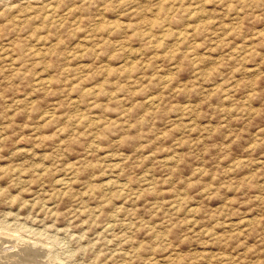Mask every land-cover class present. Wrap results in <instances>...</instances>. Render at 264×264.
<instances>
[{
    "label": "rangeland",
    "instance_id": "374dc122",
    "mask_svg": "<svg viewBox=\"0 0 264 264\" xmlns=\"http://www.w3.org/2000/svg\"><path fill=\"white\" fill-rule=\"evenodd\" d=\"M0 234V264H264V0H0Z\"/></svg>",
    "mask_w": 264,
    "mask_h": 264
},
{
    "label": "bare ground",
    "instance_id": "6f19581e",
    "mask_svg": "<svg viewBox=\"0 0 264 264\" xmlns=\"http://www.w3.org/2000/svg\"><path fill=\"white\" fill-rule=\"evenodd\" d=\"M121 186V188H122V185H120ZM124 186V185H123ZM111 227V226H110ZM108 228V227H107ZM1 235V234H0ZM6 237H7V235H6ZM14 237V236H13ZM14 239V238H13ZM7 240V239H6ZM10 241V240H9ZM6 243V242H5ZM13 243V242H12ZM32 243V242H31ZM11 246V245H10ZM15 246V245H14ZM15 247H17V246H15ZM10 248V247H9ZM3 249H4V246H3ZM42 249V248H41ZM5 250V249H4ZM14 250V249H13ZM32 250V249H31ZM5 251H8V250H5ZM12 251V250H11ZM16 251V250H15ZM6 253V252H5ZM5 253H3V254H5ZM2 254V255H3ZM11 255V254H10ZM8 256V255H7ZM8 258V257H7ZM46 258V257H45ZM52 260V259H51ZM54 260V259H53Z\"/></svg>",
    "mask_w": 264,
    "mask_h": 264
}]
</instances>
